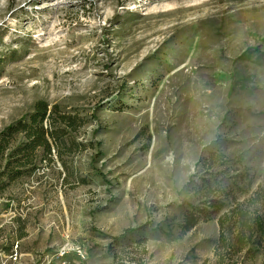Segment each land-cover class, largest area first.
Returning a JSON list of instances; mask_svg holds the SVG:
<instances>
[{
    "label": "rangeland",
    "instance_id": "obj_1",
    "mask_svg": "<svg viewBox=\"0 0 264 264\" xmlns=\"http://www.w3.org/2000/svg\"><path fill=\"white\" fill-rule=\"evenodd\" d=\"M37 100L93 149L3 194L0 264L212 263L184 185L213 149L264 189V0H0V130Z\"/></svg>",
    "mask_w": 264,
    "mask_h": 264
},
{
    "label": "trees",
    "instance_id": "obj_2",
    "mask_svg": "<svg viewBox=\"0 0 264 264\" xmlns=\"http://www.w3.org/2000/svg\"><path fill=\"white\" fill-rule=\"evenodd\" d=\"M86 123L78 114L66 112L58 104L50 106L44 100H37L20 118L2 128L0 198L14 184L56 165L66 173L62 182L68 183L74 177L73 158L93 149L91 144L86 146L74 137ZM196 169L199 176H191L184 185L193 201L185 202L177 229L182 235L216 220L214 261L205 260L201 264H237L234 258L240 254H243L242 262L259 257L264 261V207L257 208L264 202V189L251 193L253 176L241 166L240 160L231 162L222 150L206 151L198 159ZM75 180L86 183L80 177ZM172 230V226L168 227L164 234L170 236ZM130 232L114 238L113 242L122 243Z\"/></svg>",
    "mask_w": 264,
    "mask_h": 264
},
{
    "label": "built area",
    "instance_id": "obj_3",
    "mask_svg": "<svg viewBox=\"0 0 264 264\" xmlns=\"http://www.w3.org/2000/svg\"><path fill=\"white\" fill-rule=\"evenodd\" d=\"M13 249H14V250H13V258L16 259V255H17V254H16V251H15V250L17 249V246H16V245L13 246ZM47 264H51V262L48 261Z\"/></svg>",
    "mask_w": 264,
    "mask_h": 264
}]
</instances>
